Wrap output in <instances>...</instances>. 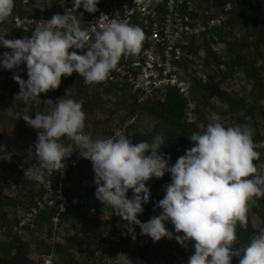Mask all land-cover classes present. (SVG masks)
Segmentation results:
<instances>
[{
    "label": "clouds",
    "instance_id": "1",
    "mask_svg": "<svg viewBox=\"0 0 264 264\" xmlns=\"http://www.w3.org/2000/svg\"><path fill=\"white\" fill-rule=\"evenodd\" d=\"M99 0H73L72 10L98 11ZM15 7L14 0H0V22L6 20ZM99 30L92 32L80 27L77 16L65 12L50 19L35 22L31 36L6 39L0 35V45L10 51L0 55V67L12 70L26 65L27 79L18 73L12 78L19 85L17 99H30L56 90L62 76L73 72L83 77L85 84L102 83L116 69L120 59L139 53L145 39L143 30L129 22L109 19L101 14ZM69 49L86 50L83 54ZM29 127L37 129L35 154L50 175H63L65 159L73 154L71 147L61 142L70 139L88 159L94 173L95 197L110 206L114 214L127 223L122 234L135 240L134 225L141 235L153 242L161 238H175L182 246L193 241L194 252L187 264H231L233 256H240L239 264H264V232L254 235L243 249H234L236 225L247 226L249 203L264 196V172L255 161L253 130L248 125L225 126L219 120L209 123L188 137L193 146L169 164L170 156L161 151L165 145L160 135L149 143H133L121 132L113 137L93 139L84 132L86 114L81 102L59 99L49 113L36 112L21 116ZM0 159L11 160L12 153L0 145ZM264 168V165L260 166ZM171 174V182L164 186L165 195L156 202L160 213L147 222L137 216L150 200L146 182ZM24 178H33L31 167L24 170ZM129 190L133 195L127 196ZM174 225V235L165 222Z\"/></svg>",
    "mask_w": 264,
    "mask_h": 264
},
{
    "label": "trees",
    "instance_id": "2",
    "mask_svg": "<svg viewBox=\"0 0 264 264\" xmlns=\"http://www.w3.org/2000/svg\"><path fill=\"white\" fill-rule=\"evenodd\" d=\"M218 1L201 0L194 14L196 16L201 15L199 8L202 7L208 9L212 15L214 6ZM34 2V0H27V2L14 0L15 7L12 14L38 13L39 10L35 7ZM28 6L31 8H27ZM6 29L9 31L6 39H12L11 35L13 34L20 38L25 37L11 26L6 27ZM216 44L222 45L220 51L213 49V45ZM5 51H10V49L0 46V55ZM183 51L181 69L191 79L190 91L191 97L195 101L193 111L195 120L187 119V100L173 87L155 92L151 98L142 104L121 90V94L116 95L113 102L115 110L112 112H124L123 124L124 119L139 114H143L154 121L151 131H140L135 122L127 123L123 127L122 134L133 143L141 141L151 143L157 135L162 136L165 145L161 147V151L170 156L169 164H174L177 158L185 153L186 149L193 146L194 142L188 137L193 131L201 130L199 123L206 126L209 124L211 121L208 116L209 110L224 107L222 117L227 114L226 118L229 120L224 119L223 122H220L225 126L239 124L248 125L252 129L251 122L257 126L256 120H262L264 124V0H252L224 13L221 24L214 32H206L189 39L183 46ZM198 72L204 74L205 78L202 79L198 76ZM237 73L241 74L251 86L245 94H240L232 83L237 78ZM13 74L14 69L7 70L0 67V95L5 96L6 92L11 93L7 96L11 100L17 101L16 95L19 90H16V81L12 78ZM229 82H231L230 90L226 87ZM64 88L70 91L69 98L82 103L85 113H91L96 106L102 107V104H105L102 100L104 94L110 95V91L113 89L119 90L114 85L106 84L105 81L85 84L83 77L73 72L71 76H62L58 89L41 93L42 101L46 99L56 100ZM100 123L106 124L107 121L101 119ZM253 133L254 142H264V134L258 131ZM35 142L36 140L18 148V150L11 151L12 157L15 156L19 160L25 157V152L30 150L34 156V165L41 166L33 148ZM255 150L260 154L255 164L261 172H264V168L260 167L264 165L263 152L260 148ZM75 154H72L71 157ZM43 170H45L41 171L43 174L54 179L55 173L50 175L45 168ZM170 182L171 174L167 172L162 178L153 177L146 182L150 188V200L142 205L144 211L137 216L141 222H147L152 216L160 213L161 209L155 205L164 197V186ZM24 184L28 187L27 193H29L25 195L24 202L25 208H27L33 204L35 196L41 189L37 182L32 179L24 178ZM95 189L96 185L93 183V179L86 180V182L82 180L73 184L69 192L75 194L83 191V196L81 198L75 197L66 212L59 214L58 227L64 223H78L80 229L72 234H65L60 241L56 240L53 243L37 240V247H43L44 253L58 257L61 264H97L91 248L93 245L101 244L107 246L111 254L118 248L126 247L132 264H187L189 256L194 252L193 241H188L186 247L179 244L175 238L165 237L153 242L149 236L141 235L138 225L133 226L135 240L132 239L131 235L122 234L125 231L123 228L107 229L105 222H99L91 210L99 213L102 209H107L111 214H114V210L96 199ZM132 195V191L129 190L127 196L131 198ZM14 201L12 199V204ZM253 201L249 203L247 226L243 227L239 223L236 225L237 239L233 245L234 249H243L250 243L254 235L264 232V196L254 197ZM2 213L0 226L5 236L0 242V264H35L30 258L29 242L19 236L30 226H26L21 233H14L12 232L14 221L10 220L9 213ZM55 213L53 209H43L34 222L36 225L49 224L47 230L50 236L53 228L52 217L55 216ZM165 225L174 235H183V233H175L174 225L170 221L165 222ZM4 227L5 229H3ZM84 227L91 230L93 236L83 232L86 231V229L83 230ZM111 236L117 240H110L109 237ZM242 255L243 253L240 256H233L231 264H239ZM38 264H43V262Z\"/></svg>",
    "mask_w": 264,
    "mask_h": 264
},
{
    "label": "built area",
    "instance_id": "3",
    "mask_svg": "<svg viewBox=\"0 0 264 264\" xmlns=\"http://www.w3.org/2000/svg\"><path fill=\"white\" fill-rule=\"evenodd\" d=\"M24 1L27 2V0ZM251 1L219 0L214 6L212 15L208 9L200 7L201 15L196 16L194 11L201 0H99L98 11L95 13H89L83 7L77 11L72 10L73 0H53L45 8L39 9L36 14H11L6 20L0 22V27L11 26L23 36H31L36 26L35 22L50 19L54 14L63 15L65 12L77 16L80 27L90 32L93 29L99 30L98 18L101 14L109 19L126 20L132 25H137L145 34L139 53L122 57L105 83L124 90L141 104L151 98L155 92L173 87L187 100L186 115L191 121L195 120L193 113L195 101L191 97V79L181 69L183 46L193 37L214 32L221 24L224 13ZM213 49L220 51L221 46L213 45ZM69 51L83 54L86 50L69 49ZM198 76L205 78L201 72H198ZM213 119L212 117L209 123L217 121ZM126 124L124 123V126ZM198 125L201 129L206 127L203 123ZM254 143L255 149L264 148L263 141ZM78 152L64 161L66 166L63 175L55 173L54 179L33 170L31 179L37 182L41 190L35 196L32 205L24 209H16L9 214L10 220L14 221L12 232L21 233L26 226H32L40 211L49 208L56 212L52 217L51 235L57 236L59 214L66 212L73 202L69 190L74 184V170L87 160ZM10 162L21 168L23 175L24 170L29 168L22 166L15 156ZM46 258L49 257L44 258L43 264H51L47 263Z\"/></svg>",
    "mask_w": 264,
    "mask_h": 264
},
{
    "label": "rangeland",
    "instance_id": "4",
    "mask_svg": "<svg viewBox=\"0 0 264 264\" xmlns=\"http://www.w3.org/2000/svg\"><path fill=\"white\" fill-rule=\"evenodd\" d=\"M34 1L35 7L39 10L45 8L53 0ZM27 8L31 7L28 6ZM8 33L9 31L6 28L0 27V35H7ZM11 36L12 39L20 38L15 34ZM0 46L3 47L2 45ZM20 69L23 70L21 71L14 68V73H18L23 79H27V70L25 68V65L21 64ZM236 76L237 78L233 82L231 81L232 83H234V87L239 90L240 94L247 93L251 86L246 82V80L243 79L241 74L237 73ZM231 82H229V84H226L228 90H230ZM15 85L16 90H19V85L17 82ZM120 91L121 90L113 89L112 91H110V95L104 94L102 100H104L105 104H102V107L96 106L95 108H93V111H91V113H85L86 119L84 132L86 134H89L93 139L113 137L116 132L123 133L124 124L122 123V118L124 112H112L113 110H115L113 105L114 98L116 95L121 94ZM69 93L70 91L64 88L62 93L57 97L56 100L46 99L42 101L41 96L39 95L35 98L30 99L27 103H25L22 99H17V101L11 100L8 97L11 93L8 92L5 93V96L0 95V106L2 108V110L0 111V145L6 146V151L11 152L18 150V148H21L24 145H28L32 141H37L38 130L29 127L21 116L27 113L31 118H35L36 112L47 114L56 107L61 97L63 99H68ZM223 109L224 107H220L216 110H209V119L211 120V118L213 117V120H219L223 122L224 119H227L228 121L229 118H226L227 114L222 117ZM20 113L21 115L19 116ZM101 119H105L107 123L101 124ZM124 121V123L135 122L139 126L140 131H151L154 125V121L143 114L124 119ZM256 123L257 126H255L254 123L251 122L253 132L258 131L261 134H264V124L262 120H256ZM61 142L65 146L71 147L74 151L73 154H75L79 150L78 147L67 137H62ZM261 150L264 155V149ZM33 157L34 156L31 151L28 150L27 152H25V157L20 158L19 162L22 166L31 167L33 170H38L40 172L45 171L43 170L42 166L34 165ZM73 174L74 184L81 182L82 180L86 182V180L89 181L93 179L94 173L92 171L91 162L87 159L84 163H81V165L74 170ZM27 189L28 187L24 184V175L21 171V168H18L6 159H0V225L2 222V212L11 214L16 209L25 208V195L29 194L27 193ZM83 193V191L82 193H72V201L75 197L81 198L83 196ZM12 199L15 200L14 204H12L11 202ZM91 212L99 222H105L107 229L112 230L113 227L123 228L122 226L126 224V221H123L121 217H115V215L111 214L107 209H102V211H100L99 213L95 212L94 210H91ZM254 221L256 222L257 220L255 219ZM47 226L49 227V224L46 225L42 223V225H36L34 223L28 229H25L19 236L29 242L31 249L30 258L35 262V264H38L39 262L45 263L44 258L46 256L49 257L46 258L47 263L61 264V261L58 257L52 254L48 255L44 253L42 251L43 247H37V240H43L47 243H53V241L56 240L60 241L65 234H72L76 230L80 229V224H62L60 227H57V236L48 235ZM84 229H86V231L83 232H85L89 236H93V232L91 230H89L87 227H84L83 230ZM4 236L5 233L0 226V242L3 240ZM109 239L117 240L114 236L109 237ZM91 250L94 252V259L95 263L97 264H132L130 261V254L126 247L118 248L113 254L109 252V248L107 246H104L102 244L93 245Z\"/></svg>",
    "mask_w": 264,
    "mask_h": 264
}]
</instances>
